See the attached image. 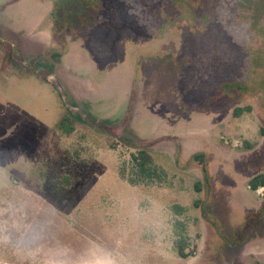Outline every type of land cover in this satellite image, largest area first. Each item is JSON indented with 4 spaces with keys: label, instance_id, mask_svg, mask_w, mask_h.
<instances>
[{
    "label": "rangeland",
    "instance_id": "1",
    "mask_svg": "<svg viewBox=\"0 0 264 264\" xmlns=\"http://www.w3.org/2000/svg\"><path fill=\"white\" fill-rule=\"evenodd\" d=\"M260 174L264 0H0V264H264Z\"/></svg>",
    "mask_w": 264,
    "mask_h": 264
},
{
    "label": "trees",
    "instance_id": "2",
    "mask_svg": "<svg viewBox=\"0 0 264 264\" xmlns=\"http://www.w3.org/2000/svg\"><path fill=\"white\" fill-rule=\"evenodd\" d=\"M244 109L237 108L235 110V116L239 117L243 113ZM75 123L70 117H64L59 123V130L64 134H71L75 130ZM132 162L134 164L135 169L138 171V178L144 179H152L154 177L153 173V164L154 158L147 150H139L131 155ZM250 188L253 191H257L258 189L264 187V174H260L253 178L249 184ZM177 250L180 258L187 259L191 256V251L189 252V244L182 237L177 242ZM260 264V263H256Z\"/></svg>",
    "mask_w": 264,
    "mask_h": 264
}]
</instances>
